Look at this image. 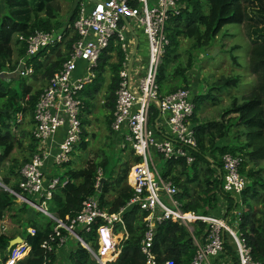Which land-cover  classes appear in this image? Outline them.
Returning a JSON list of instances; mask_svg holds the SVG:
<instances>
[{"label": "built area", "instance_id": "built-area-1", "mask_svg": "<svg viewBox=\"0 0 264 264\" xmlns=\"http://www.w3.org/2000/svg\"><path fill=\"white\" fill-rule=\"evenodd\" d=\"M183 10L184 5L179 0H156L153 5L150 0H137L136 7L130 4V0H97L91 8L84 4L81 6L78 19L71 26L76 39L69 59L49 80L34 109L32 137L36 142V152L20 171V193L10 190L16 199L54 222L53 234L42 245L47 252H54V246L57 250L63 248L73 240L86 249L97 264L115 262L121 254L120 244L128 239L125 230L122 236L116 234V226L124 227L125 211L133 208L146 214L140 247L146 264H157L152 248L156 230L165 222L193 229L196 253L191 264H223L226 243L233 245L237 264H263L254 259L246 239L227 220L185 212L178 187L157 169V164L162 161L175 164L173 166L185 163L192 167L198 151L193 123L196 104L191 93L180 90L163 95L158 85V71L169 46L166 29ZM124 18L130 25L135 22L142 28L148 42L146 65L141 72L136 70L131 75L128 63L132 56V42L127 38ZM66 34L69 41V33L63 31H37L30 36H20L19 41L26 49V57L20 62L23 66L20 75L31 76L34 70L30 60L50 48H61L67 42ZM112 44L123 52L124 63L119 72L111 131L123 150L130 148L141 159L129 174L128 182L133 194L126 207L117 214H110L102 208L97 197H90L81 212L64 223L47 211L46 204L58 189L69 183V179L60 174V169L71 162L74 148L82 141L80 114L84 104L81 94L96 78L95 69ZM155 112L157 117L154 119ZM18 121L21 122V116ZM221 161L220 195L239 199L248 183L240 173L241 160L227 154ZM196 222L207 225L200 242L194 236L193 225ZM98 224V249L95 251L81 233L91 234ZM29 233L34 235L35 232L31 230ZM30 251L27 244L14 247L6 264H18Z\"/></svg>", "mask_w": 264, "mask_h": 264}, {"label": "trees", "instance_id": "trees-1", "mask_svg": "<svg viewBox=\"0 0 264 264\" xmlns=\"http://www.w3.org/2000/svg\"><path fill=\"white\" fill-rule=\"evenodd\" d=\"M60 0H4L3 13L0 15V75L8 70L15 72L21 60L25 59V49L16 42L14 49L13 40L19 36H30L37 31L51 32L60 29L56 23L58 10L57 5ZM75 1V0H68ZM82 0H78L76 8L72 14L70 24L76 21L78 5ZM184 4V10L181 16L173 18L168 27L167 34L169 46L162 60L158 71V85L163 95H170L180 90L190 89L188 74L195 68L196 50L207 49L215 43L228 26L240 25L246 30V35L250 43V52L248 64L246 66L248 75H231L233 71L241 70L238 57L228 53L231 59V70L227 76L219 80V83L228 90L239 88L240 85H246L243 82L248 77H254L253 84L249 90L240 92V98L234 97L232 107L227 110L225 115H236L235 119H229L226 123H214L209 127H196L198 140V151L195 153L196 163L188 168L185 163L177 165L184 169V173L191 169L196 175L197 166L206 165L207 179L205 181V190L200 198L188 204H184L185 212H191L196 215H206L208 210L213 211L218 205V195H220L221 181L219 172L222 169L221 158L224 155L241 160L240 173L247 179V187L242 193L241 203L236 204L234 199L227 198L229 203V212L234 207L241 205L242 213L239 222L238 232L246 239L248 247L251 248L254 259L264 264V197L259 199L260 190H264V0H179ZM130 4L137 6V0H130ZM192 41L191 50L188 52L187 62L183 63V55L177 53L180 46V39ZM73 37L66 43V50L55 49V59L49 60L47 64L41 63L38 59L31 60L34 64L35 74H41L43 78L49 80L53 77L63 64L68 61L71 46L74 43ZM237 50L239 48H233ZM233 50V51H234ZM44 52V51H43ZM116 53V62L112 63ZM41 55H44L41 54ZM14 58H16L14 60ZM124 63V54L119 47L114 44L102 56L95 72L97 81L103 75L108 67L113 73L111 84L108 88L107 105L110 111V126L115 110V93L119 87V72ZM23 77L14 78L11 81H3L0 78V174L2 183L12 191L20 193L19 185L21 180V168L29 162L25 159L21 163L13 154L17 149H24V141L29 140V149L31 157L36 151V142L32 134L23 133L15 137L12 125L16 122L18 114L25 117H32L33 111L41 96V92H34V88L22 80ZM13 82H18V89L11 88ZM89 96V93H87ZM200 95V94H199ZM29 99L25 101L26 97ZM212 95H201L197 99L196 109L210 99ZM203 103V104H202ZM157 117L155 112L154 119ZM195 117V115H194ZM85 125V122H84ZM18 130L19 127H16ZM230 137L232 144L220 147V139ZM84 139L82 138V142ZM210 154L212 159L206 156ZM99 159V157H97ZM135 163L141 162L140 158L134 159ZM104 163L97 164L89 161L87 166L80 170H70L66 173L72 183L56 192L51 202V209L57 214V218L64 223L79 214L86 200L90 197H98L102 208H106L110 214H117L122 208L126 207L132 197L133 191L126 184L129 168L125 169L119 178L110 174H102L105 180L102 190L98 192V171L106 167ZM70 164L65 167H69ZM170 166L169 164L166 166ZM169 168V167H168ZM64 175V174H63ZM171 170L166 171L164 178L178 182L173 176ZM175 178V179H174ZM187 181H194L187 179ZM178 185V184H177ZM176 185V186H177ZM183 186V185H182ZM181 186V187H182ZM178 187V186H177ZM180 186L178 187V189ZM181 188L179 189V191ZM112 199L109 200V197ZM225 196V195H224ZM184 193H179V199L185 198ZM16 197L10 192L0 188V221H5L7 214L16 207ZM255 201V202H253ZM254 203L263 205V209L257 214H252ZM28 205L24 204L20 209L21 215L26 214ZM205 209L207 210L206 212ZM203 212V213H202ZM202 213V214H201ZM146 214L137 209L129 208L124 215V227L116 226L117 232L125 230L128 239L120 244L121 254L119 258L111 264H146V259L140 251L141 242L145 233V224L143 219ZM30 220L26 221V226L22 232V237L30 247L29 256L20 264H58L56 254L57 247L54 246V252L49 253L42 248V245L48 241L53 234L54 222L46 226H37ZM94 227L91 234L81 233V237L91 245L96 251L97 228ZM194 236L196 238L203 235L207 225L202 222L194 224ZM33 227L35 234L28 233V228ZM66 235V232H62ZM9 242L0 239V249L6 251ZM152 252L155 255L157 264H191L196 246L193 240V234L187 227L179 223L165 222L156 230ZM225 252L229 255L235 264L238 263V257L233 245L226 243ZM69 264H97L91 254L81 247L78 243L76 248L70 253ZM6 261V260H5Z\"/></svg>", "mask_w": 264, "mask_h": 264}, {"label": "rangeland", "instance_id": "rangeland-1", "mask_svg": "<svg viewBox=\"0 0 264 264\" xmlns=\"http://www.w3.org/2000/svg\"><path fill=\"white\" fill-rule=\"evenodd\" d=\"M75 1H68V0H60L57 5V10H58V15L60 16L58 18V21L65 22L68 20L72 12L74 11L76 2ZM4 9V1H0V15L3 13ZM132 27H134L136 34L139 37L140 42V54L144 56V58L147 57V52H148V42L146 37L144 36L143 32L141 29H138V26H136L135 22H131ZM16 40V37L14 38V42ZM144 40H146V49L144 46ZM192 46V41L185 40L184 38L180 39V46L177 49L178 54L183 55V63L186 64L187 62V54L191 50ZM233 48H239L237 50H234ZM65 47L62 48L64 50ZM145 49V51H143ZM234 50V51H233ZM215 51H217L215 53ZM232 52L235 56L238 57V62L241 66V70H236L233 71L231 75H238V74H244L245 76L248 75L247 71V64H248V59H249V52H250V45H249V39L246 35V30L239 25H234V26H228L226 27L222 33L219 35L217 41L213 43V45L207 49H202V50H196V53H194V56L196 58L195 61V68L194 70L196 71V75L191 78L192 85L195 86L197 84V87H200L199 84H206L207 89L206 91L209 92V89L213 87L212 85H216L220 87L219 80H221L223 77L227 76V74L231 70V59L228 56V53ZM49 53L47 52L44 55H40L37 59L39 62L47 64L48 59H45L48 57ZM51 55V54H50ZM114 56V59L111 61L112 63L116 62L115 56L116 53L114 52L112 54ZM138 58L135 60V66L138 65ZM113 77V73L111 72L110 68H106L105 71L103 72V75L99 81H97V73H96V78L93 80V83L88 84V86L85 88L86 91L85 93L81 94V98L84 102V109H82L81 114H80V121L82 124V132L86 134L84 137V141L80 142L73 151V154L71 156V162H70V168L72 170H80L83 169L87 166V163L89 161L95 162L97 164L104 163V160L106 159V168L105 172L110 174H115L118 176L122 175L123 171L127 168H129V172L131 170V153L123 150L120 145L113 141L115 136L111 134L109 128H108V122L110 119L107 118L105 115V108L103 105L104 99L106 96H108V88L111 84ZM25 82L28 84H31L33 88L35 89V92H41L45 90V88L48 85V80L43 78L41 75H37L36 77H33V79L29 77H23ZM243 82H246V85H240V87L234 88L232 91L235 95V92L241 88V92L243 93L244 91L249 90V88L253 84V79L252 77H248L246 80ZM18 82H13L11 84V88L13 89H18ZM220 85V86H219ZM224 87V86H223ZM217 88V87H216ZM220 88L219 90H221ZM89 90V91H88ZM219 90H212L213 95H217V91ZM91 92V96H87L86 93ZM221 94L217 95L220 96ZM204 105H200L199 108L196 109L195 111V116L196 114H201L203 112ZM209 107H207L208 109ZM204 117H209L211 116V111L210 109L206 110L203 113ZM215 117V115H212ZM211 116V117H212ZM195 118V117H194ZM84 122L86 123L84 125ZM32 125V126H31ZM34 126L33 119L32 117H27L24 121V123L21 124V128H27L30 129ZM34 128V127H33ZM19 130V129H18ZM112 136V139H111ZM26 146V145H25ZM127 152V153H126ZM126 153V154H125ZM210 156V155H209ZM14 158H17L21 163L25 159H30L31 158V151L28 148V145L23 149H17L14 154ZM99 157V159L97 158ZM212 159V157H210ZM130 161V163H128ZM134 161V157H133ZM134 163V162H133ZM157 163V162H156ZM168 164L165 161L159 162L157 164V169L160 172V174H165L166 173V166ZM169 170L172 171V173L179 177L178 182H175L178 184V187L180 185L181 188V193H184L186 195V199L189 196L190 198L188 199V204L191 202L196 201L198 198H200L202 192L205 190V181L207 179V166L204 164H200L197 166L196 169V175H194V172L189 169L186 174L184 173V169L180 166V168L175 164H169ZM262 167H264V162L261 163ZM68 167H63L60 169V174H64V172H68L70 170ZM191 168V167H188ZM100 171L103 173V168ZM128 172V174H129ZM128 177V175H127ZM264 177V174H263ZM193 179L194 181H186L187 179ZM0 184H2V175H0ZM183 185V186H182ZM182 186V187H181ZM179 188V189H180ZM264 197V190H260V196L259 199ZM112 196L109 197L111 199ZM255 202V201H253ZM17 206L14 207L6 216L5 221L6 223H0V236L3 235V233L6 231L5 226L7 227V230L9 231L13 227H17L22 223V215L18 212L19 209L26 203L20 200H16ZM187 204V203H186ZM28 205V204H26ZM28 210L26 212L28 218L30 217L33 219L35 217L34 211L38 214V218L36 219L37 224H42L47 221V219L40 214L35 208L31 207L28 205ZM263 209V205L259 203H254V210L252 211V214H257L259 211ZM242 207L238 206L237 209L233 211V213L230 214L229 217V225L234 229L238 230L239 228V222H240V217L242 213ZM19 215V217L14 218L13 216ZM17 215V216H18ZM25 219V216H23ZM24 225H26V221L24 220ZM20 229V227H19ZM29 229L28 231H30ZM7 231V232H8ZM191 233L192 231L189 230ZM228 240V238H227ZM75 241H70L68 245H74ZM13 249V248H12ZM8 258H10V254L7 251H3L0 249V264H6L8 261ZM6 260V261H5Z\"/></svg>", "mask_w": 264, "mask_h": 264}, {"label": "crops", "instance_id": "crops-1", "mask_svg": "<svg viewBox=\"0 0 264 264\" xmlns=\"http://www.w3.org/2000/svg\"><path fill=\"white\" fill-rule=\"evenodd\" d=\"M0 1H4V0H0ZM155 1L156 0H150V3L153 5L154 3H155ZM78 3V1L76 2V4ZM94 2H91L90 0H82L81 1V3L78 5V10H77V17H76V20L78 19V14H79V10H80V8H81V6L84 4V5H87V7L88 8H91L92 7V4H93ZM184 5V4H183ZM75 8H76V5H75ZM75 8H74V10H75ZM74 12V11H73ZM73 12H72V14H73ZM72 14L70 15V17L68 18V20H66L65 22H60V21H58V18L60 17L59 15H57L58 16V18L56 19V23H58V25H60V26H58L60 29H58V30H56V29H54V30H52V32H54V31H63L64 33H69V40H71L73 37L76 39V37H75V33H74V31H73V29H71V26H73V25H71L70 24V21H71V18H72ZM75 23V22H74ZM170 23V22H169ZM169 25V24H168ZM131 26V25H130ZM136 26H138L137 24H136ZM240 26V25H239ZM132 27V26H131ZM168 27V26H167ZM68 28H70V29H68ZM127 29H128V27H127ZM132 29L134 30V32H135V29H134V27H132ZM138 29H141V31L143 32V34H144V36H145V33H144V31H143V29L142 28H139V26H138ZM136 33V32H135ZM166 34H167V29H166ZM126 35H127V38L132 42V44H131V48H132V51H133V48H134V38L131 36V34H130V32H129V29H128V33L126 32ZM138 36V35H137ZM167 36H168V34H167ZM19 35H17L16 36V40H15V42H14V40H13V47H14V49H16V47H15V44H16V42H18L19 43V46H21V47H24V49H25V46L23 45V44H21L20 43V41H19ZM146 37V36H145ZM66 38H67V42H68V37H67V34H66ZM139 38V37H138ZM67 42H65V44H63V45H61L62 47L61 48H59L60 46H56L55 48H50V50H45L44 52H42L41 54H43L44 53V56H45V54L48 52L49 53V55H48V57H46L45 59H48L49 58V60H54L55 59V52H53V50H55V49H58V50H61L62 52H65V50H66V43ZM140 40H139V47H140ZM249 45H250V43H249ZM144 46H145V49H146V40H144ZM63 47H65V49L64 50H62V48ZM116 47V46H115ZM145 49L143 50V51H145ZM25 51H26V49H25ZM146 52V51H145ZM215 52H217V51H215ZM40 54V55H41ZM51 54V55H50ZM39 55V56H40ZM112 55V54H111ZM38 56V57H39ZM38 57H36V58H38ZM147 57H148V52H147ZM147 57L146 58H144V56H142L141 54H140V50H139V48H138V51H137V54H136V56H135V60H136V58H138L137 60L139 61L138 62V65L137 66H135V60H134V64H133V68H132V71H131V73L133 74L134 73V71H138V72H141L142 71V67L144 66V65H146V63H147ZM36 58H34V59H36ZM131 58V57H130ZM16 58H14V60H15ZM34 59H32V60H34ZM48 60V61H49ZM30 62H31V60H30ZM129 62H130V60H129ZM33 67H34V64L33 63H30ZM128 67H129V63H128ZM34 69V68H33ZM81 69H83V67H81ZM196 71L194 70V69H192V71H190L189 72V74H188V78H189V85H190V89H186V90H188L190 93H191V98H192V100H193V102L195 103V104H197V99H198V97L199 96H201V95H212V97L210 98V99H208V100H206L205 102H204V107H202L203 108V112L201 113V114H196V116H195V118L193 119V123L195 124V126L196 127H199V126H207V127H209V126H211V125H214V123H226L229 119H235V117H236V115H225L224 113L227 111V110H229L231 107H232V103H233V100H234V97H236V96H238V98H240V92H235V95H234V93L232 92V91H234V90H228V89H226L225 87H223L221 84V86L220 87H218V86H216V85H212L213 87H211L210 89H209V92H207L206 91V89H207V85H205L206 84V81H205V84H204V82H203V84H199V86L200 87H197V84L195 85V86H193L192 85V81H191V78L192 77H194V75H196V73H195ZM2 74H5V76H6V78H4L3 79V81H11L12 79H14V78H16L17 79V77H14V78H10V79H8V75H10V74H12V72L10 71V70H8V71H6V72H4V73H2ZM79 74H81V71L79 72ZM36 76L37 75H41V74H35ZM35 76V77H36ZM42 76V75H41ZM20 77H22V76H20ZM19 77V78H20ZM27 77H29V78H31V79H33V77H32V75L31 76H27ZM253 79H254V77H252ZM42 79H43V77H42ZM95 80V79H94ZM254 81H255V79H254ZM93 83V82H92ZM29 85H31V84H29ZM32 86V85H31ZM33 87V86H32ZM217 87V88H216ZM220 88H222L221 90H219ZM34 90V92H35V89H33ZM214 91V90H219V91H217L218 93H217V95H219V94H221L220 96H215V95H213L212 94V92L211 91ZM84 91H86L85 89H84ZM89 91V90H88ZM87 91V93H89V97L91 96V92H88ZM82 93H85V92H82ZM86 93V95L88 96V94ZM200 94V95H199ZM28 97V96H27ZM26 97V98H27ZM29 99V98H28ZM28 99H26V100H28ZM107 96H106V98L104 99V102H103V105H104V108H105V115L107 116V118L108 119H110L111 120V116H110V111H109V109L106 107V105H107ZM83 104H84V102H83ZM207 107H209L208 109H210V111H211V116L212 115H215V117H211V116H209V117H204V115H203V113L206 111V110H208L207 109ZM199 108V107H198ZM33 113H34V111H33ZM20 116H21V122H19L18 120H19V118H20ZM27 117H25V115H23V114H18L17 115V117H16V122H15V124L14 125H12V131H13V133H14V135H15V137H17V135L19 134L20 135V133H21V131L24 133H30V134H32V130H33V127L32 128H30V129H27V128H21V124L22 123H24V121H25V119H26ZM32 119H33V116H32ZM110 120H109V122H108V128H109V130H110V132H111V134H113L112 133V131H111V126H110ZM113 120V119H112ZM34 123V122H33ZM112 123V122H111ZM86 124V123H85ZM32 126V125H31ZM16 127H19V130H17L16 129ZM212 127V126H211ZM83 133V132H82ZM18 135V136H19ZM114 135V134H113ZM86 136V134H84L83 133V136H82V138L84 139V137ZM115 136V135H114ZM111 139H112V136H111ZM113 141H115V142H117L118 144H119V140L116 138V136H115V138L113 139ZM25 143H24V148L28 145L29 146V140L27 139V140H25L24 141ZM232 142H233V139L232 138H230V137H225V138H223V139H220L219 140V142H218V146H220V147H223V146H226V145H229V144H232ZM26 145V146H25ZM120 145V144H119ZM121 147V146H120ZM29 148V147H28ZM21 150H23V149H21ZM128 150V151H127ZM125 151H127V152H129V153H131V168L134 166V165H136L137 163H135V161H133V157H134V159L135 158H137L135 155H134V153L131 151V149L129 148V149H125ZM36 152V151H35ZM126 152V153H127ZM125 153V154H126ZM210 154H208L206 157L208 158V159H210V157H211V155L209 156ZM33 156V155H32ZM14 158V157H13ZM32 158V157H31ZM31 158H30V160H31ZM29 160V161H30ZM25 161V160H24ZM134 162V163H133ZM128 163H130V161H128ZM70 164V163H69ZM202 165V164H201ZM169 167V166H168ZM168 167H166V171H169V168ZM68 168H70V167H68ZM106 168V167H105ZM22 169V168H21ZM102 169V168H101ZM99 170L98 171V183H97V185H96V187H97V190H98V186H100V184H101V180H103L102 179V174L103 173H105V174H108L107 172H105V169L103 170V173H101L100 171H102V170ZM131 171V170H130ZM67 173V172H66ZM66 173L64 172V175H62V176H64L65 178H68V177H66ZM99 173L101 174L100 176H99ZM129 174H130V172H129ZM129 174H128V177H127V179H126V184H127V186L128 187H130L129 186V182H128V179H129ZM1 175V174H0ZM161 175H163V174H161ZM173 176H175V178H177L178 180L181 178V177H179V176H177L176 174L175 175H173ZM3 177V176H2ZM113 177H118V176H116L115 174H113ZM174 178V179H175ZM69 179V178H68ZM171 181H173L174 183H175V181L174 180H172V177H170L169 178ZM190 179V178H189ZM188 179V180H189ZM193 180V179H192ZM47 181H49V178H47ZM187 181V180H186ZM105 182V181H104ZM104 182H103V184H104ZM69 183H72L71 182V180L69 179ZM68 183V184H69ZM103 184H102V186H103ZM176 184V183H175ZM177 185V184H176ZM3 186H5L4 184H3ZM178 186V185H177ZM180 186V185H179ZM6 187V186H5ZM1 188V187H0ZM6 188H8V187H6ZM65 188V187H64ZM3 189V188H2ZM9 190H11L10 188H8ZM61 189H63V188H61ZM61 189H58L56 192H58L59 190H61ZM101 190H102V188H101ZM100 190V191H101ZM100 191H98V192H100ZM9 192V191H8ZM55 192V193H56ZM54 193V194H55ZM54 196V195H53ZM230 198V199H234L235 200V202H236V204H238V203H241V200H240V198L238 199V198H234V197H232V196H228V195H226V196H222V195H218V205H217V207H216V209L215 210H213V211H209L208 210V212L209 213H207L206 215H213L214 217H218V218H222V219H225V220H227L228 221V223H229V217H230V214L231 213H233V211L235 210V209H237L236 207H234L233 208V210L232 211H228L229 210V203H228V200H227V198ZM98 198V197H97ZM190 197L188 196L187 197V199H183V198H181L180 199V201L183 203V206H184V204L188 201V199H189ZM99 199V198H98ZM112 199V198H111ZM110 200V199H109ZM53 201V198H52V200L51 201H49V202H47V204H46V209H47V211L51 214V215H53V216H55V217H57V214L56 213H54L53 211H52V209H51V202ZM100 201V200H99ZM17 205V204H16ZM239 206H241V205H239ZM104 210H106L107 212H108V210L106 209V208H103ZM128 210L129 209H127L126 211H125V214L128 212ZM38 211V210H37ZM207 210L205 209V211H203V212H206ZM19 212V211H18ZM39 212V211H38ZM202 212V213H203ZM40 214H42L46 219H47V221L46 222H44V223H42V224H38L37 226H46L48 223H52L53 221L51 220V218H49L48 216H46L45 214H43V213H41V212H39ZM201 213V214H202ZM34 214H35V217L33 218V219H31L30 217L28 218V216H27V214H24V215H22L21 217V219H22V223L20 224V225H18V229H17V227H13L12 229H10L9 231L7 230V227L5 226L4 228H6V231L3 233V235H1L0 236V239L1 238H3V239H5L6 241H8L9 242V245H8V247L6 248V251L9 253V247H10V245H11V242L12 241H14V240H16L17 238H22V240H23V244H27L26 243V241L23 239V237H22V232L24 231V227L26 226V225H24V220L25 221H28V220H30L31 222H33L32 224L33 225H36L37 224V221H36V219L38 218V214L34 211ZM124 214V215H125ZM18 215V214H17ZM13 216L14 218H17V217H19V215L18 216ZM196 215V214H195ZM23 216H25V219L23 218ZM200 216H203V215H200ZM6 223V221H0V223ZM19 227H20V229H19ZM195 227V226H194ZM29 229H31L32 231H34L35 232V229H33V227H29L27 230H29ZM238 229V228H237ZM30 230V231H31ZM8 231V232H7ZM29 232V231H28ZM122 233H123V230H120V231H118L117 232V230H116V234H118V235H120V236H122ZM35 234V233H34ZM202 236V235H201ZM202 237H199V238H197V240L200 242V239H201ZM70 241H72V240H69L68 241V243L70 242ZM68 243L67 244H65V246L63 247V248H60V249H58V250H56V254H57V258H58V264H69L70 263V253L76 248V246H77V242L75 241L74 242V245H68ZM2 250V249H1ZM4 251V250H3ZM5 252V251H4ZM119 258V257H118ZM117 258V259H118ZM223 260H222V263L223 264H235V262L233 261V259L229 256V255H227V253L225 252V254H224V256H223V258H222ZM20 264V263H19Z\"/></svg>", "mask_w": 264, "mask_h": 264}, {"label": "water", "instance_id": "water-1", "mask_svg": "<svg viewBox=\"0 0 264 264\" xmlns=\"http://www.w3.org/2000/svg\"><path fill=\"white\" fill-rule=\"evenodd\" d=\"M90 1L94 2V3H97V0H90ZM123 23L128 27L129 32H130L131 36L134 38V42H135L134 43V48H133V51H132V56H131L130 62H129V67H128V73H129V75H131V71H132V68H133L135 56H136L138 48H139V38H138L137 34L134 32V30L132 29V27L130 26V24H129L127 19L124 18L123 19ZM22 71H23V66H19V68L15 72H13L12 74L8 75V79L14 78V77L19 78ZM0 78L1 79L6 78L5 74H1ZM104 181H105L104 179L101 180V184H100V186H98V191L101 190L102 184H103ZM0 187H2L6 191H9V189L6 188L5 186H3L2 184H0ZM22 244H23L22 238H17L16 240L11 242L9 250L12 249L15 246L22 245Z\"/></svg>", "mask_w": 264, "mask_h": 264}, {"label": "clouds", "instance_id": "clouds-1", "mask_svg": "<svg viewBox=\"0 0 264 264\" xmlns=\"http://www.w3.org/2000/svg\"><path fill=\"white\" fill-rule=\"evenodd\" d=\"M167 38H168V37H167ZM116 47H119V46H116ZM49 50H50V49H49ZM120 50H121V49H120ZM103 56H104V55H103ZM33 70H34V69H33ZM20 76H21V75H20ZM86 87H87V86H86ZM25 101H26V99H25ZM2 185H3V183H2ZM1 188H2V187H1ZM9 192H10V190H9ZM36 210H37V209H36ZM193 226H194V225H193ZM28 233H29V232H28ZM29 234H30V233H29ZM30 235H31V234H30ZM32 236H33V235H32ZM27 245H28V244H27ZM18 246H19V245H18ZM15 247H17V246H15ZM13 248H14V247H13ZM10 250H11V249H10ZM10 250H9V252H10ZM28 256H29V255H28ZM28 256H27V257H28ZM27 257H26V258H27ZM26 258H24L22 261H24ZM22 261H20V262H22ZM20 262H19V263H20ZM19 263H18V264H19Z\"/></svg>", "mask_w": 264, "mask_h": 264}]
</instances>
